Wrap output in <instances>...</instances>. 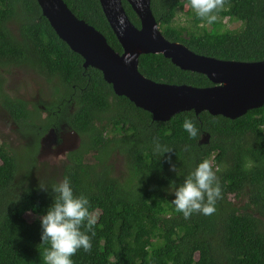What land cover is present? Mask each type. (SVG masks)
Segmentation results:
<instances>
[{"label": "trees", "instance_id": "trees-1", "mask_svg": "<svg viewBox=\"0 0 264 264\" xmlns=\"http://www.w3.org/2000/svg\"><path fill=\"white\" fill-rule=\"evenodd\" d=\"M63 1L123 53L99 0ZM123 6L140 28L131 6ZM151 9L167 40L198 55L264 61V0H226L212 24L199 19L188 0H151ZM179 12L192 19L190 27L175 25ZM224 19L243 26L226 30ZM13 69L37 74L51 86L49 97L37 104L12 98L5 74ZM139 70L157 83L213 86L163 55L141 56ZM0 111L16 126L12 144H20L18 150L0 145V264H44L41 254L49 245L42 244L39 217L53 204L52 187L59 182L38 184L32 170L41 166L40 140L63 125L78 133L81 146L67 155L59 179L67 177L74 195H85L90 212L99 213L95 235L87 232L91 251L78 250L73 264H264V107L236 120L191 111L155 122L118 97L100 71L85 69L36 0H0ZM185 119L195 123L196 138L183 129ZM207 134L209 143L201 144ZM154 140L172 153H155ZM169 156L177 173L169 170ZM205 159L213 162L222 198L213 214L185 219L171 202L173 192ZM28 213L36 217L32 223Z\"/></svg>", "mask_w": 264, "mask_h": 264}, {"label": "water", "instance_id": "water-1", "mask_svg": "<svg viewBox=\"0 0 264 264\" xmlns=\"http://www.w3.org/2000/svg\"><path fill=\"white\" fill-rule=\"evenodd\" d=\"M36 1L57 36L83 58L85 69L100 71L118 97H125L150 113L155 122H169L176 115L191 111L236 120L264 107V61H222L170 42L160 30L151 0H99L122 46V54L109 45L103 34L76 17L63 0ZM123 1L136 13L140 28L131 22ZM150 54L163 55L183 71L205 75L213 86L170 85L146 78L139 70L140 57ZM56 131L62 141L58 156L52 154L50 146L53 138L57 140ZM202 138L201 144L209 143L208 134ZM80 146V136L67 125L52 129L41 140L39 162L53 164L57 160L60 164Z\"/></svg>", "mask_w": 264, "mask_h": 264}, {"label": "clouds", "instance_id": "clouds-1", "mask_svg": "<svg viewBox=\"0 0 264 264\" xmlns=\"http://www.w3.org/2000/svg\"><path fill=\"white\" fill-rule=\"evenodd\" d=\"M226 0H188V6L201 20L208 24L217 21L219 10L223 9ZM183 129L190 138H196L198 129L191 119H185ZM154 152L164 155L172 153V149L161 145L158 140L153 141ZM166 162L169 170L177 173L176 165L172 163L171 156ZM218 170V169H217ZM47 191L46 188L41 187ZM55 193L54 202L45 215L39 217L41 222L42 244H47L42 255L44 264H73V257L78 250L90 252L92 249L91 237L87 232L93 231L97 218L90 212L89 199L81 194L74 195L70 181L67 177L53 185ZM171 202L185 219L191 218L193 213L211 215L215 212V204L222 198V189L216 171L213 170V162L205 159L184 179L183 183L175 187ZM82 227L85 229L82 231Z\"/></svg>", "mask_w": 264, "mask_h": 264}, {"label": "rangeland", "instance_id": "rangeland-1", "mask_svg": "<svg viewBox=\"0 0 264 264\" xmlns=\"http://www.w3.org/2000/svg\"><path fill=\"white\" fill-rule=\"evenodd\" d=\"M192 19L187 17L183 12H179L175 25L176 26H185L190 27L192 25ZM223 25L225 26L226 30L230 31H239L243 23L242 22H233L229 19L223 20ZM210 29V26H207ZM7 79L6 91L12 97L16 99H21L29 104H37L39 100H46L51 94V86L44 80H42L37 74L27 69H13L9 73L5 74ZM0 122L4 125L0 128V145L3 143H7L12 146L13 149L18 150V145L15 144V137L12 138V135L15 136V129L7 122V119L3 112L0 111ZM6 133V134H5ZM57 134V140L53 138V142L50 143L51 151L54 156H58L57 151L60 145H62V141ZM13 141H12V140ZM14 143V144H12ZM56 143V144H54ZM52 162V160H51ZM118 169H121V163L116 164ZM63 167V162L58 164L57 160H53V164L50 165H41L40 169L36 171L32 170L33 178L36 183L41 184L51 180H57L58 182L61 181L59 179L60 172ZM21 178V177H20ZM19 179V177H18ZM30 176H28L27 184H29ZM99 213L96 214V218L98 217ZM25 218L28 222L32 223L36 217L31 213L25 215Z\"/></svg>", "mask_w": 264, "mask_h": 264}, {"label": "flooded vegetation", "instance_id": "flooded-vegetation-1", "mask_svg": "<svg viewBox=\"0 0 264 264\" xmlns=\"http://www.w3.org/2000/svg\"><path fill=\"white\" fill-rule=\"evenodd\" d=\"M44 117H46V115H44ZM7 122H10L9 120H7ZM11 123V122H10ZM13 124V123H12ZM4 125L2 124V122H0V128H2ZM14 127V129H16V126L12 125ZM6 134V133H5ZM0 135H2V132H0ZM14 134L12 135V138H14ZM12 140V139H11ZM42 140V139H41ZM41 140H40V144H41ZM13 141V140H12ZM17 141V137H15V142ZM17 144V143H16ZM38 152H40V148L38 150ZM38 155V153H37ZM39 162V161H38ZM40 165L44 164V163H39Z\"/></svg>", "mask_w": 264, "mask_h": 264}]
</instances>
